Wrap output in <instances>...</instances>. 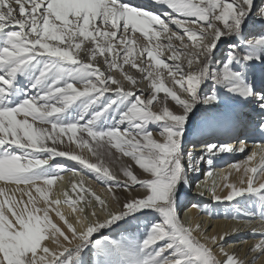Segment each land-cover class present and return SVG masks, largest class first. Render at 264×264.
I'll return each instance as SVG.
<instances>
[{
  "label": "snow or ice",
  "instance_id": "6c2138e0",
  "mask_svg": "<svg viewBox=\"0 0 264 264\" xmlns=\"http://www.w3.org/2000/svg\"><path fill=\"white\" fill-rule=\"evenodd\" d=\"M257 131L264 0H0V264H264V145L195 194L222 212L182 199ZM56 158L105 195L81 178L53 199L76 171Z\"/></svg>",
  "mask_w": 264,
  "mask_h": 264
},
{
  "label": "bare ground",
  "instance_id": "6f19581e",
  "mask_svg": "<svg viewBox=\"0 0 264 264\" xmlns=\"http://www.w3.org/2000/svg\"><path fill=\"white\" fill-rule=\"evenodd\" d=\"M149 0H133L134 4H141V3H148ZM135 72V70H133ZM260 72L257 70V75H259ZM79 86V85H78ZM141 87H144V85H140ZM241 139H246L244 137H241ZM222 142H226L229 144L234 145L235 147H239L238 142L235 139H222ZM247 144V150L245 153H239L234 152L231 154H224L222 156H219L214 161V166L212 168V171L214 172V175L212 177L206 178L203 175V172L208 171V168L206 165L203 166L201 173H191L189 176L191 185L195 186L194 190L191 191V194L195 192V194L199 191L204 190V184L207 183L208 185H211L212 181L215 180L217 184L222 183L221 177L223 174L227 173L229 171V166L233 161H241L246 158L247 155L251 154V150L256 149L260 145H264V136H262L259 131H257L255 134H253L250 138L246 139ZM74 147V145H73ZM258 159V158H257ZM61 160V159H59ZM63 163L66 164V166L71 169L73 167L76 168V171L73 172L71 170L64 171L61 175L63 176L62 180H58L56 185L53 186V194L52 198L55 199L58 195H60L61 190L65 187L69 188L71 187L69 181L75 180L79 181L81 178H83L86 181V187H90L92 190H94L98 195L104 196L105 195V186L95 180L91 177L89 173H87L85 170L81 169V166H79L76 162L62 160ZM91 162H96L95 158H91ZM110 169L112 165H109ZM236 178V174L233 173V176L230 177V180H234ZM200 185L199 187L197 185ZM4 183L0 182V187H4ZM9 189L15 188V185H8ZM23 187V186H21ZM187 187L183 189L182 199L185 204H187L189 201L193 203H199L203 205L204 207H207L211 209L214 212H222L224 206H214L210 199V193L205 191L203 197L196 196L195 194L192 196L190 192H188ZM71 194V192H70ZM17 196H19V193H16ZM61 200H63V196H60ZM75 199V196L73 197ZM79 206H83V202H78ZM60 210L67 213L70 211L69 205L66 203H61L59 206ZM87 211V209H86ZM53 218L55 219L54 213L52 214ZM71 219V217H69ZM183 218L185 220V223H188L193 218L199 221H202L205 225H214L217 229H226L230 228L231 224L233 223L231 220H225L219 216L213 217L210 216L206 212H202L200 209H188L186 211H183ZM214 229H209L210 232H212ZM260 237L253 236L249 233H245L243 236L240 237V240L244 241L245 245L255 243ZM236 241L230 240L229 245H234ZM227 247V246H226ZM259 264V262H257Z\"/></svg>",
  "mask_w": 264,
  "mask_h": 264
},
{
  "label": "rangeland",
  "instance_id": "374dc122",
  "mask_svg": "<svg viewBox=\"0 0 264 264\" xmlns=\"http://www.w3.org/2000/svg\"><path fill=\"white\" fill-rule=\"evenodd\" d=\"M221 47H223V45H221ZM193 120H195V117H193ZM86 135V134H85ZM115 151V150H114ZM58 161H62V160H66L65 158H56ZM59 159H61V160H59ZM123 160L124 161H127L128 160V158H123ZM68 161V160H67ZM111 171H115V172H118L119 171V166H118V164L117 165H112V167H111V169H110ZM191 176V175H190ZM195 188V186H193V185H191V189H188V192H190V194H191V191H193L194 190V188ZM183 194H185L186 195V193L184 192H182V196H183ZM195 194V192H193L191 195L193 196ZM181 215H182V217H183V212L181 213Z\"/></svg>",
  "mask_w": 264,
  "mask_h": 264
}]
</instances>
